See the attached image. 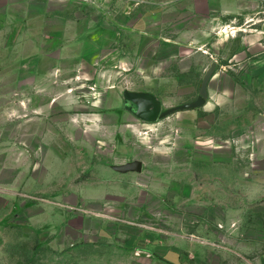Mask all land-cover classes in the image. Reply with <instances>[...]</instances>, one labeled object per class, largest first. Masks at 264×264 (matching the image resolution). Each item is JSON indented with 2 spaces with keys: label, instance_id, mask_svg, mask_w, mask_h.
<instances>
[{
  "label": "rangeland",
  "instance_id": "rangeland-1",
  "mask_svg": "<svg viewBox=\"0 0 264 264\" xmlns=\"http://www.w3.org/2000/svg\"><path fill=\"white\" fill-rule=\"evenodd\" d=\"M263 14L264 0H0V264H164L143 245L173 239L207 244L185 264L242 262L253 237L261 256L264 34L240 31Z\"/></svg>",
  "mask_w": 264,
  "mask_h": 264
},
{
  "label": "crops",
  "instance_id": "crops-1",
  "mask_svg": "<svg viewBox=\"0 0 264 264\" xmlns=\"http://www.w3.org/2000/svg\"><path fill=\"white\" fill-rule=\"evenodd\" d=\"M242 8L243 5L240 2H234V3H227L226 1H222V5L220 7V15L223 16H233L237 15L240 12L242 13ZM247 13V12H246ZM260 15V14H259ZM259 15H249L246 14L247 17H256ZM264 16V14H263ZM223 23V22H221ZM226 25V24H225ZM256 25H250L249 27H255ZM264 29V25L259 27V29ZM253 29V28H252ZM256 29V28H254ZM254 32H244L240 31L245 37L247 38L248 42H250V46L257 44L260 41V38L264 34V30H259ZM257 42V43H256ZM252 43V44H251ZM25 66V65H24ZM255 226H252V230L250 229L249 231L251 234L255 235ZM257 231V230H256ZM256 240L253 237L252 242L247 246V249L253 250L251 255L248 256L247 259L243 260L242 262L237 261L238 259H232L231 264H264V253H262L261 256L255 254L256 250ZM205 242H190V241H184V242H179V241H171L166 244V247H163L160 243L156 242H145L144 243V248L146 251H148L151 255L154 253L155 259L161 260L164 264H185L186 260L188 257H190V251L192 249H200L204 248L207 249V244H204ZM209 245V244H208ZM222 252L215 253V260L220 259V255ZM133 254H129L131 257ZM122 254H116L115 259H112V255L110 253H105L103 252L99 257H90L87 259V264H109L110 262L117 261L118 263H123L122 258H124ZM121 257V260L119 258ZM113 260V261H112ZM126 261V260H125Z\"/></svg>",
  "mask_w": 264,
  "mask_h": 264
},
{
  "label": "water",
  "instance_id": "water-1",
  "mask_svg": "<svg viewBox=\"0 0 264 264\" xmlns=\"http://www.w3.org/2000/svg\"><path fill=\"white\" fill-rule=\"evenodd\" d=\"M205 102H206V100L204 97H199L193 103L183 105V106H179V107H176L172 110L195 109V108H199V107L203 106L205 104ZM131 107H132L135 115L144 121H149V122L150 121H156L158 118H160L164 114H166V113H164L160 116H157L156 113L154 112V109H155L154 104L152 105L153 108L151 110H147V111L143 110V105L140 103L132 102ZM172 110L168 111V113L172 112ZM124 170L125 171H139L140 170V164L139 163H133V164L127 165L124 168Z\"/></svg>",
  "mask_w": 264,
  "mask_h": 264
}]
</instances>
